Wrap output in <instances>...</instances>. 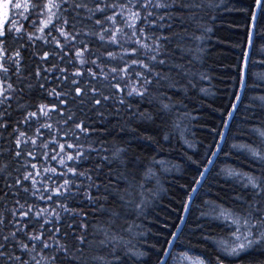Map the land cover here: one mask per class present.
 I'll return each mask as SVG.
<instances>
[{
  "label": "snow or ice",
  "instance_id": "snow-or-ice-1",
  "mask_svg": "<svg viewBox=\"0 0 264 264\" xmlns=\"http://www.w3.org/2000/svg\"><path fill=\"white\" fill-rule=\"evenodd\" d=\"M257 66L264 0H0V264H264Z\"/></svg>",
  "mask_w": 264,
  "mask_h": 264
},
{
  "label": "trees",
  "instance_id": "trees-1",
  "mask_svg": "<svg viewBox=\"0 0 264 264\" xmlns=\"http://www.w3.org/2000/svg\"><path fill=\"white\" fill-rule=\"evenodd\" d=\"M218 27L220 28V31L216 33L215 36L212 37L210 41L207 42L206 47H211L215 49L214 55L220 58L221 67H219L217 71L218 79H214L211 82L208 80H205L202 82L201 86L204 88H207L210 92H215L216 89H219V99H216L215 107L216 105L220 104H226L228 101L226 98L223 97V93L226 89H228L229 84V76L228 74L231 73L234 75L235 69L231 68L230 65H232L236 58L240 55L241 49L239 47V44L244 41L245 39V29L243 27V19L242 17L237 13L232 14H224V18L222 21L218 22ZM219 39H222V42H218ZM259 43V40L257 41ZM254 72V79L258 81H264V66H257L253 69ZM223 73L221 76L220 74ZM201 97H203V93L200 94ZM259 95V93L257 94ZM204 103L207 105L212 102L214 97L208 96L203 97ZM193 104L196 103L195 99L192 101ZM202 112L207 113V115L213 117L216 119V122L219 123V114L216 112L211 111V109L203 108L201 110ZM198 113H193V115H197ZM193 132L199 133V129L194 127L192 129ZM200 136H197V139H199ZM189 139H191V136H189ZM157 150L159 146H156ZM173 147H177L179 151H182V149H179L178 144L176 141H173ZM148 154L147 152L145 153ZM153 155H156L157 160H164L169 161L171 163H179L180 157L176 151H172L171 148L167 143L164 145V150L152 153ZM170 166V165H165ZM157 168L159 169V174L163 176H169V175H175V173H164L163 169L160 168L158 165ZM196 221L193 219V222L191 224V227L193 229L196 228Z\"/></svg>",
  "mask_w": 264,
  "mask_h": 264
}]
</instances>
